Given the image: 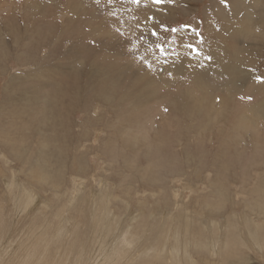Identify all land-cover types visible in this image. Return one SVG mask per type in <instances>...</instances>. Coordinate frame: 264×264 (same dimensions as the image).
I'll use <instances>...</instances> for the list:
<instances>
[{"label": "rangeland", "instance_id": "rangeland-1", "mask_svg": "<svg viewBox=\"0 0 264 264\" xmlns=\"http://www.w3.org/2000/svg\"><path fill=\"white\" fill-rule=\"evenodd\" d=\"M105 195L111 264H264V0H0V264H75Z\"/></svg>", "mask_w": 264, "mask_h": 264}, {"label": "bare ground", "instance_id": "bare-ground-1", "mask_svg": "<svg viewBox=\"0 0 264 264\" xmlns=\"http://www.w3.org/2000/svg\"><path fill=\"white\" fill-rule=\"evenodd\" d=\"M147 136V135H146ZM145 136V137H146ZM146 141V140H145ZM147 145V144H146ZM18 186V185H17ZM11 187H12V185H11ZM13 188V187H12ZM23 188H25V187H23ZM18 189V188H17ZM22 189V188H21ZM10 192V191H9ZM109 192V191H108ZM22 194V193H21ZM29 194V193H28ZM27 194V195H28ZM17 195V194H16ZM30 195V194H29ZM35 195V194H34ZM7 196V195H6ZM23 196V195H22ZM31 196V195H30ZM14 197V196H13ZM19 197V196H18ZM26 198V197H25ZM24 198V199H25ZM21 199V198H20ZM30 199H31V197H30ZM22 200V199H21ZM27 200V199H26ZM73 201V200H72ZM109 201V199H108V197H107V195H105V196H103L101 199H100V201L97 203V205H98V207H99V210L97 209L96 211H95V213H94V217H97V218H94V220L91 222L92 223V227L91 228H89V229H91V235H92V233H93V231H97V234L99 233V236L102 238V239H99L98 240V238H97V240H98V242H100V243H97L96 241H93V242H91L92 244H89L88 245V247L90 248V249H88V250H90V251H86V248L84 249V248H82V252H78L77 250H75L74 251V253L76 254L75 255V258H74V260H75V264H102V263H104V264H111L114 260H115V258H117L118 256H120L122 253L121 252H123V253H125V252H127V251H129L128 250V248H132V250H140V252H143V253H147V252H149V250H150V247H149V249L146 251L145 250V247H146V244H145V242H147V241H145V240H143V237H142V235H141V239L139 240L138 238L137 239H131L130 238V233H128V231L127 230H121L119 227H114V226H108L109 224H107V219L109 218V216H107V214H101V211L102 210H106V208H104V205L105 204H108L107 202ZM94 202V201H93ZM74 203V202H73ZM110 204V203H109ZM106 207V206H105ZM129 207V206H128ZM26 210V209H25ZM65 210V209H64ZM207 210V209H206ZM46 211V210H45ZM107 211V210H106ZM105 211V212H106ZM132 211V210H131ZM47 212V211H46ZM66 212V211H65ZM108 213V212H107ZM130 214V213H129ZM111 215V214H110ZM113 216V215H112ZM131 216V215H130ZM136 216V215H135ZM114 217V216H113ZM64 218H67V217H64ZM91 218V217H90ZM101 218V219H100ZM15 219V218H14ZM126 220V219H125ZM125 220H124V222H125ZM122 221V220H121ZM132 221V220H131ZM7 222V221H6ZM5 222V223H6ZM70 222V221H69ZM123 222V223H124ZM94 223H96L97 225L95 226V225H93ZM118 223H120V222H118ZM117 223V224H118ZM3 224V223H2ZM79 224V223H78ZM88 224V223H87ZM86 224V225H87ZM131 224V223H130ZM4 225V224H3ZM5 225H7V224H5ZM74 225H75V223H74ZM132 225V224H131ZM78 226H80V225H77V227ZM100 226V227H99ZM120 226V225H119ZM8 227V226H7ZM12 227V226H11ZM76 227V226H75ZM77 227H76V231H77ZM82 226H80V228H81ZM111 228V229H113V230H110L109 228ZM114 227V228H113ZM120 227H122V226H120ZM125 227V226H124ZM67 228H69V226L67 225ZM72 228V227H71ZM79 228V227H78ZM84 228H85V225H84ZM4 229V228H3ZM6 229V228H5ZM82 229V228H81ZM0 230H1V227H0ZM4 231V230H3ZM59 231H61V229L59 230ZM25 232V231H24ZM71 232V231H70ZM68 233L67 234V237L68 236H71V235H73L72 233ZM81 232V231H80ZM131 232V231H130ZM1 234V233H0ZM74 234H77L75 231H74ZM82 234V233H81ZM88 234V231L86 232V234L85 235H87ZM78 235H79V233H78ZM106 235H108L110 238H111V241L109 242H104L105 241V238H106ZM133 235H136V234H133ZM80 236V235H79ZM56 237V236H55ZM66 237V238H67ZM108 237V238H109ZM113 238V239H112ZM138 240H139V242H138ZM141 240H143V243H141ZM18 241V240H17ZM69 241V240H68ZM130 241H131V244H130ZM45 242V241H44ZM6 243V242H5ZM17 243V242H16ZM49 243V242H48ZM85 243V242H84ZM21 244V243H20ZM51 244H53V243H51ZM137 244H138V246H137ZM140 244H141V247H140ZM189 243L187 242V243H184L183 244V248L184 247H186V246H189L188 245ZM5 245V244H4ZM17 245H19V243H17ZM31 245V244H30ZM29 245V246H30ZM45 245V244H44ZM136 245V247H134ZM14 247L13 248H15V246H16V244L15 245H13ZM22 246V245H21ZM46 246V245H45ZM51 246V245H50ZM150 246V245H149ZM4 247V246H3ZM19 247V246H18ZM125 247H128V248H125ZM134 247V248H133ZM139 247H140V249H139ZM6 247H4V249H5ZM26 248V247H25ZM72 248H74V247H72ZM71 248V249H72ZM117 248H121V249H123V248H125L124 250H121V251H117L116 249ZM182 248V249H183ZM19 249V248H18ZM14 250V249H13ZM23 250V249H22ZM85 250V251H84ZM126 250V251H125ZM163 250H165V252L167 251V246L166 245H164L163 247H161L157 252H156V257H160L161 256V253H162V251ZM16 251H17V249H16ZM15 251V252H16ZM26 252V251H25ZM35 252H38V251H35ZM169 252V251H168ZM27 253V252H26ZM88 253H89V255H88ZM112 253H114V254H112ZM121 253V254H120ZM181 253V252H180ZM5 254V253H4ZM42 254V253H41ZM1 255V254H0ZM8 255H9V251H8ZM12 255V254H11ZM24 255L25 254H23V255H21V257L23 256L24 257ZM45 255V254H44ZM54 255V254H53ZM74 255V254H73ZM180 255V254H179ZM4 256V255H3ZM27 256H28V254H27ZM26 255H25V257H27ZM36 256V255H35ZM40 256H42V255H40ZM39 256V257H40ZM55 256V255H54ZM170 256V255H169ZM6 257V256H5ZM4 257V258H5ZM31 257V256H30ZM32 257H34V256H32ZM56 257V256H55ZM2 258V257H1ZM0 258V259H1ZM4 258H2L3 260H4ZM8 258V257H7ZM29 258V257H28ZM45 259L44 260H46V258H48V257H44ZM60 258V257H59ZM99 258H102V262L101 261H99ZM23 259H25V258H23ZM57 259V258H56ZM56 259L54 258V260L56 261ZM69 259V258H68ZM20 260V259H19ZM37 260V259H36ZM35 260V261H36ZM48 260V259H47ZM53 260V261H54ZM60 260V259H59ZM58 260V261H59ZM170 260V259H169ZM181 260V259H180ZM34 261V262H35ZM70 261V260H69ZM173 261V260H172ZM22 262V261H21ZM28 262H30L29 260H28ZM40 262V261H39ZM60 262H62V259H61V261ZM1 263H2V261H1ZM24 263V262H23ZM36 263H38V262H36ZM43 263V262H42ZM48 263H49V261H48ZM28 264V263H27ZM53 264V263H52ZM55 264H57V262H55ZM184 264V263H183Z\"/></svg>", "mask_w": 264, "mask_h": 264}, {"label": "snow or ice", "instance_id": "snow-or-ice-1", "mask_svg": "<svg viewBox=\"0 0 264 264\" xmlns=\"http://www.w3.org/2000/svg\"><path fill=\"white\" fill-rule=\"evenodd\" d=\"M134 3H137L139 4L140 3V0H133ZM152 4L156 5V6H163L164 4H170V3H173L174 0H151ZM223 2V0H222ZM154 19V18H153ZM162 29L164 31H171V33H176L178 31V29L176 28H171V29H168L167 26H161ZM183 30L185 32H188V33H192L194 34L196 37L199 36V32L197 29H194L192 28L190 25H183L182 26ZM157 35V33L155 31L152 32V36L155 37ZM197 42H200V41H197ZM157 47L159 48V51L161 52L162 55H165L167 56V53H165V50H164V46L162 45H157ZM185 47H188L190 48L194 53H196L197 55H199V51L198 49L195 47V44H192V43H189L187 45H185ZM163 70V69H162ZM170 75V73H169Z\"/></svg>", "mask_w": 264, "mask_h": 264}, {"label": "flooded vegetation", "instance_id": "flooded-vegetation-1", "mask_svg": "<svg viewBox=\"0 0 264 264\" xmlns=\"http://www.w3.org/2000/svg\"><path fill=\"white\" fill-rule=\"evenodd\" d=\"M59 233H60V231H59ZM59 233H58V236H59ZM60 237V236H59ZM60 239H61V237H60Z\"/></svg>", "mask_w": 264, "mask_h": 264}]
</instances>
